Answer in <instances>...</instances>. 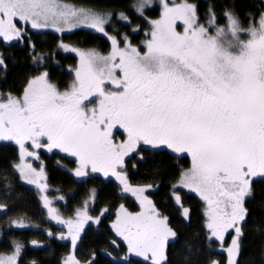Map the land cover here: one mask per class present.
I'll list each match as a JSON object with an SVG mask.
<instances>
[{
  "label": "snow or ice",
  "instance_id": "6c2138e0",
  "mask_svg": "<svg viewBox=\"0 0 264 264\" xmlns=\"http://www.w3.org/2000/svg\"><path fill=\"white\" fill-rule=\"evenodd\" d=\"M150 3L138 0L133 8L143 16ZM162 9L161 19L150 21V39L144 42L142 53L127 35L118 39L106 30L112 12L61 0H0V38L4 41L22 40L29 24L32 29L92 30L110 41L107 55L97 49L59 45L76 53L80 61L75 80L64 91L44 72L28 81L21 96L0 94V140L14 141L21 161L26 156L39 159L29 148L59 149L77 159L76 177L86 176L85 169L90 167L92 173L111 174L124 192L132 193L142 211L132 213L120 205L112 224L127 243V254L120 258L124 264H130L129 254L142 257L144 264H167L166 247L170 238H177L168 217L144 195L151 185L129 184L123 170L125 157L139 145L166 146L190 154L191 167L181 172L178 184L206 202L210 232L206 239L222 242L226 233H234L226 249L227 264H237L248 215L245 200L252 194L253 179L264 177V10L258 18L249 13L245 28L234 8L224 9V24L218 22L211 5L206 24L199 22L197 6L188 0L171 6L162 0ZM118 17L128 21L123 12ZM177 20L185 26L182 33L175 29ZM5 68L0 54V69ZM93 97L96 106L88 107ZM117 126L126 133L122 142H114L112 130ZM12 169L22 181L37 184L41 190L47 187L39 183L43 168L37 171L31 164L20 163ZM4 185L11 187L7 177ZM91 196L95 198V189ZM173 196L179 204L175 191ZM43 199L51 219L67 225L68 236L60 234L59 239L70 238L73 249L84 225L99 223V217L88 214L87 201L76 210L75 220H62L48 198ZM180 207L189 219L190 210ZM12 223L18 228L27 226L23 218ZM111 243L116 246L115 240ZM11 247L10 254L0 253V264H22L23 244L14 240ZM95 256L93 252L91 260L81 262L73 251L63 264H94Z\"/></svg>",
  "mask_w": 264,
  "mask_h": 264
},
{
  "label": "flooded vegetation",
  "instance_id": "af4514ba",
  "mask_svg": "<svg viewBox=\"0 0 264 264\" xmlns=\"http://www.w3.org/2000/svg\"><path fill=\"white\" fill-rule=\"evenodd\" d=\"M17 26L19 27L21 24L18 23ZM25 34L26 32L24 33L22 40L4 41L3 38H0V54H2L4 60L7 59L8 56V53L6 54L5 51H10L14 47L19 49L26 48V43L29 40V37ZM32 53L33 52L30 50L29 55H32ZM58 53L59 57L62 59L72 57L74 61L71 66H66L67 61L63 62V65H61V62H55L54 64V69H57L64 74V77L62 84L58 80H54L52 83L55 84L60 91H64L68 89L69 85L75 80V72L79 68L80 61L77 54L72 52ZM36 61L38 62L37 66H35L36 74L38 72L44 73L41 59L36 57ZM1 70L2 72L7 73L8 68L6 67ZM30 79L32 78H29L28 81ZM27 83L25 87L27 86ZM22 92L23 90L19 95H12L21 96ZM0 94L6 96L8 93H2L0 91ZM91 99L92 104H88V107L96 106V98L93 97ZM85 103L87 104L88 102L86 101ZM112 131L114 142H122L126 139V133L123 129H119L118 126ZM29 150L36 151L39 159L26 156L23 161H21L19 146L16 143L14 141L0 140V158L3 159L5 165H8L13 173L14 183L20 187V190H22L23 193L31 198L36 206L35 213L26 212L22 209H17L16 211L9 213L12 209L7 206L6 202L0 201V205L3 206V209H0V214L6 216L7 214H10L13 215V218H23L24 223L27 225L23 228H18L13 223H11L12 227L7 226L4 229V236L0 238V246H5V249L8 248L11 253L12 241H17L16 238L18 236V242L24 246L21 258L22 264H31V261L33 260L38 264V258L40 257H33V254L39 255L40 253L48 255V261H52L54 264H63L64 259L72 254L73 251L76 258L81 262L91 260L92 253L94 252L96 254L94 264H124L120 258L127 254V243L126 241H123L122 237H119L115 233L112 224L115 223L117 219L120 205H124V207L132 213L142 211L140 202L136 197L130 192H124L123 185H121L111 174L105 176L102 172L92 173L89 167L85 169L87 173L86 176L76 177L74 170L79 167L77 159L59 149H53L51 152L46 148L39 150L29 148ZM163 155L171 159L173 166L176 168L177 174L175 179L169 183L168 193L164 198L165 200L160 202V184L156 181L142 179L141 172L145 165L153 161L155 162L157 157ZM20 163L31 164L37 171L43 168L44 178H41L39 183L45 184L47 187L41 190L37 184H29L27 181H22L19 174L12 169L13 164ZM191 164L192 158L188 153H176L166 146L152 148L149 145H139L135 152L130 153L129 156L125 157L123 170L125 171L131 186L146 187L151 185V187L146 188L144 195L152 201L153 205L160 213L168 217L169 226L177 233V238L174 240L170 238L166 247L168 258L167 264H169V256L172 248L179 241V230L189 226L190 218L193 215L192 202L199 205V207L201 206L200 209L198 207L200 210L198 211L200 220H203V222L201 221V225H203L201 232L205 244L209 247V252L212 257L211 261L215 260L219 261L220 264H227L228 257L226 249L227 245L228 247L230 246L232 240L231 236H233L234 233L231 230L226 233L225 239L222 241L223 243L215 238L211 241L206 239L210 234V232H208L209 230L206 228L207 219H205L206 217L203 215V212L205 214L207 205L192 189L178 184L181 172L189 169ZM173 185H177V187L173 189ZM92 189H95V198H92L91 196ZM174 191L175 194L180 197L181 203L179 202V204L173 196ZM45 196L51 202L50 206L56 209L57 214L62 220H75L76 210L83 209L86 201L88 202V214L93 218L99 217V223L88 221L84 225L83 231L80 233V238L74 249L70 238L59 239L60 234H63L66 237L68 236L67 225L51 219L47 208L44 207L43 198ZM190 196H193L194 198L192 199ZM249 200L250 197L246 198L245 205ZM180 204L183 205V208L190 210L189 219H185L182 215L183 209L180 207ZM105 209H107V211H104V214L101 216V212ZM48 232H51L53 235L49 236L47 234ZM113 240L116 241V246L111 243ZM31 241H37L38 244L33 245ZM101 247L104 248L102 249ZM0 253L4 252L0 251ZM107 253H111V256ZM28 255H30V257H28ZM236 260L238 261V256ZM129 261L130 264H144L142 257H136L131 254H129Z\"/></svg>",
  "mask_w": 264,
  "mask_h": 264
},
{
  "label": "trees",
  "instance_id": "16d2710c",
  "mask_svg": "<svg viewBox=\"0 0 264 264\" xmlns=\"http://www.w3.org/2000/svg\"><path fill=\"white\" fill-rule=\"evenodd\" d=\"M136 1L138 2V0H107L101 5L106 9L97 8V10L113 13L111 20L106 25V30L110 35H116L118 39L127 35L132 45L138 47L143 53L146 50L144 42L150 39L149 33L152 30L150 21L160 17V8L155 3L152 7L144 8L143 16H141L133 8V5L137 3ZM183 2L184 0H170L169 4L173 5L174 3L180 4ZM188 2L197 6L201 24L207 23L206 13L210 5L215 9L217 20L220 24L225 23L222 15L224 9L234 8L241 25L245 28L249 25V13H251L252 17L258 18L260 11L264 10L263 0H188ZM87 4L92 3L87 0ZM121 12L128 17V21L119 19L118 14ZM133 29L137 30L133 31ZM175 29L181 33L184 31V28L180 29L178 25H175ZM26 34L29 37L26 48L19 49L14 47L10 51H5L6 54L8 53L7 59H5L8 71L4 73L0 69V91L2 93L19 95L25 88L29 78H34L41 74L39 72L36 74L35 66L38 63L36 57L42 60L44 72L48 73L50 82L58 80L62 84L64 74L54 69L55 62H61V65H63V62L67 61L66 66H71L74 61L72 57L65 59L59 57L58 52L62 50L59 47L61 43L79 49H97L101 54L108 53L110 49V41L102 34L92 30L57 36L50 32L34 33L27 28ZM242 38L246 39L247 36L242 34ZM30 50L33 52L32 55H29ZM156 159L155 162H150L143 167L141 177L144 180L156 181L160 184L159 198L160 202H163L168 193L169 183L175 179L177 171L171 159L167 156H159ZM4 177H7L8 181H10L11 187H5ZM13 180V173L8 165H5L3 159L0 158V201L6 202L7 206L12 209L9 213L17 209L35 213L36 206L34 202L20 190V187ZM190 197L194 198L193 196ZM249 197L250 200L245 205L248 215L243 225L244 235L241 239L237 264H264V177L253 179V191ZM193 203V215L190 218L189 226L179 230L180 238L171 250L169 264H210L212 260L209 247L205 244L202 237L201 220L198 214L200 207ZM19 219L18 217L13 218V215L10 214H7V216L0 214V238L4 236V229L10 226L9 224L13 220ZM18 238L17 236V241ZM5 248V246H0V251L9 254L10 251ZM36 256L40 257L38 258V264H54L52 261H48V255L44 253L33 254V257Z\"/></svg>",
  "mask_w": 264,
  "mask_h": 264
},
{
  "label": "rangeland",
  "instance_id": "374dc122",
  "mask_svg": "<svg viewBox=\"0 0 264 264\" xmlns=\"http://www.w3.org/2000/svg\"><path fill=\"white\" fill-rule=\"evenodd\" d=\"M104 1H107V0H89V2H91L92 4H87V0H61V2H63V3L73 4V5H76L77 7L94 8L95 10H97V8L98 9H106L104 6H101L102 4L105 3ZM169 1L170 0H167L168 4H169ZM263 2H264V0H263ZM155 3L160 8V17H161L162 11H163V9H162V0H151V3L149 5H146L144 8L152 7ZM160 17L158 19H156V20H159ZM175 25L180 26V29L185 27L184 24H183V22L180 21V20H177L175 22ZM27 28H28V30L30 29V31H33V32H40V33L41 32H50V33H53V34H55L57 36H59L61 34H67V33H69V34L70 33L76 34V33H80V31H85L86 30V29L78 28V29H74L72 31H67V30L66 31H57L56 28L51 27V26L50 27H47V28H41V29H32L31 26H30V24L27 26ZM60 52L67 53V51H64L63 49L60 50ZM109 52H110V49H109ZM108 53H104L103 55H107ZM41 61H40V63H41ZM194 193H195V191H194ZM205 204H206V202H205ZM206 210H207V206H206V209H205V217L207 218V216H206Z\"/></svg>",
  "mask_w": 264,
  "mask_h": 264
},
{
  "label": "bare ground",
  "instance_id": "6f19581e",
  "mask_svg": "<svg viewBox=\"0 0 264 264\" xmlns=\"http://www.w3.org/2000/svg\"><path fill=\"white\" fill-rule=\"evenodd\" d=\"M137 2V1H136ZM136 4V3H135ZM123 11V10H122ZM160 16V15H159ZM157 19V18H156ZM153 20V19H152ZM20 27V26H19ZM35 33V32H34ZM26 35V34H25ZM41 36V35H40ZM46 36V35H45ZM14 181V180H13ZM158 186V185H157ZM186 192V191H185ZM14 194V193H13ZM189 195V194H188ZM1 199V198H0ZM248 200V199H247ZM172 202V201H171ZM174 203V202H173ZM181 203V202H180ZM175 205V204H174ZM181 205V204H180ZM201 207V206H200ZM202 209V208H201ZM179 211V210H178ZM200 211V210H199ZM203 215H205L204 214V212H203ZM204 218V217H203ZM25 219V218H24ZM205 219H207V218H205ZM32 221V220H31ZM202 222H203V220H201ZM27 222V221H26ZM30 222V221H29ZM4 225V224H3ZM10 226H11V224H9ZM246 225V224H245ZM200 226V225H199ZM201 226H203V225H201ZM200 226V227H201ZM12 227V226H11ZM204 227H205V225H204ZM202 228V227H201ZM7 230V229H6ZM11 230V229H10ZM16 230V229H15ZM207 231V230H206ZM209 232V231H208ZM207 233V232H206ZM232 237V236H231ZM230 237V238H231ZM232 239V238H231ZM242 239V238H241ZM22 240V239H21ZM206 241V240H205ZM215 241V240H214ZM217 242V241H216ZM242 242V241H241ZM223 243V242H222ZM215 244V243H214ZM219 244V243H218ZM221 244V243H220ZM227 245V244H226ZM227 247H228V245H227ZM99 248V247H98ZM102 248V247H101ZM104 248V247H103ZM102 248V249H103ZM214 248V247H213ZM89 252V251H88ZM208 252V251H207ZM217 254V253H216ZM262 255V254H261ZM217 257V256H216ZM240 257V256H239ZM208 263V262H207ZM225 264V263H224Z\"/></svg>",
  "mask_w": 264,
  "mask_h": 264
}]
</instances>
